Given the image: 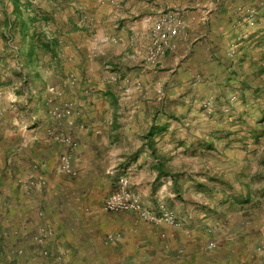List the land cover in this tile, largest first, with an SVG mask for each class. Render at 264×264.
<instances>
[{
  "label": "crops",
  "instance_id": "0c3cea01",
  "mask_svg": "<svg viewBox=\"0 0 264 264\" xmlns=\"http://www.w3.org/2000/svg\"><path fill=\"white\" fill-rule=\"evenodd\" d=\"M17 2L19 45L15 53L0 45V264H187L197 256L190 248L203 245L200 229L104 204L125 175L145 207L181 212L175 196L188 188L193 155L225 158L214 142L197 146L208 133L198 103L210 87L248 86L260 75L264 20L251 30L240 20L249 0H121L116 9L80 0L82 13L70 7L37 34L39 17ZM171 7L184 32L175 51L150 63L154 28ZM68 105L71 114L56 116ZM67 152L75 174L62 168ZM211 160L207 181L196 180L203 187L234 174ZM41 228L50 230L47 256L34 238Z\"/></svg>",
  "mask_w": 264,
  "mask_h": 264
},
{
  "label": "rangeland",
  "instance_id": "374dc122",
  "mask_svg": "<svg viewBox=\"0 0 264 264\" xmlns=\"http://www.w3.org/2000/svg\"><path fill=\"white\" fill-rule=\"evenodd\" d=\"M14 1L0 0V45L8 44L15 53L14 50L19 45L17 30L20 28ZM17 1H21L25 11L39 17L34 23L37 34L49 31L48 26L43 29L44 21L54 22V18L59 20L70 7L74 13L80 14L82 11L80 0ZM119 1L121 0H98L101 5H112L115 9ZM248 4L242 10L244 12L240 11L243 14L240 20L251 30L262 22L260 18L264 20V0H249ZM178 12L179 9L173 7L165 10L158 23L159 25L165 18L173 17L174 21L167 22L164 27L171 31V41L175 47L154 60L150 57L152 40L147 52L150 63L158 64L163 56L178 48L175 37L184 32V23ZM158 25L154 28L153 38L159 29ZM259 28L264 30V25ZM250 36L251 33L238 41L242 42L246 37L250 39ZM262 36L256 46L264 49V32ZM45 39L43 43L51 40ZM237 44V41L230 44L228 57L236 53ZM260 61L264 65V54ZM260 70V75L250 76L251 85L242 87L234 83L221 89L217 86L210 87V90L205 91L208 95L198 103L199 110L204 112L207 121L200 129L208 133L203 139L205 143L200 139L197 146L214 142L221 150H217L218 153L224 154L225 158L214 152L207 156L204 153L193 155L195 160L184 167L186 174L183 176L188 177V188L175 196L184 203L181 205V212L168 208L165 204L161 206L176 215L179 224L175 226H195L201 230L203 245L190 248H194L195 252L189 254L196 253L197 256L188 257L187 264H264V66ZM197 78L203 81L201 75ZM253 82H259V86H255ZM234 148H237L235 153L226 154V151ZM195 151L196 149L193 150ZM210 159L218 164L217 167L224 165L226 170L234 173L227 175L229 181L217 178L209 186L197 184L196 180L205 182L209 178L206 175L209 166L203 163L206 164ZM239 170L246 173L237 175L235 172ZM240 186L246 192L242 190L238 195Z\"/></svg>",
  "mask_w": 264,
  "mask_h": 264
},
{
  "label": "built area",
  "instance_id": "2783aa9c",
  "mask_svg": "<svg viewBox=\"0 0 264 264\" xmlns=\"http://www.w3.org/2000/svg\"><path fill=\"white\" fill-rule=\"evenodd\" d=\"M174 21L173 17L165 18L159 25L158 31L155 33L153 38L152 46L150 49V57L154 60L158 59L163 54L167 53L169 50H172L175 45L171 41V31L164 27L167 25V22ZM54 90V87H52ZM70 105L65 106L63 109H55V114L58 117H64L71 114ZM52 134L58 140L66 143L67 145L74 146L76 141L71 135L64 133H57L52 131ZM62 168L69 173L75 174V169L72 161V156L69 152L61 155ZM105 208L109 211H128V212H138L146 220L155 222V223H168L171 225H178V218L176 215L168 211L167 209H162L161 212H157L150 207H145L143 204L141 194L133 189L130 179L128 176H121L119 178L118 184L112 193L108 196L105 201ZM50 230L46 228H41L39 233L35 235L36 245L39 251L45 256L50 254V250L43 246L46 241L47 235Z\"/></svg>",
  "mask_w": 264,
  "mask_h": 264
},
{
  "label": "trees",
  "instance_id": "16d2710c",
  "mask_svg": "<svg viewBox=\"0 0 264 264\" xmlns=\"http://www.w3.org/2000/svg\"><path fill=\"white\" fill-rule=\"evenodd\" d=\"M17 0L14 1V11H16V14L18 13V5H17ZM213 144L211 142L208 143V147L212 148ZM202 186V185H201Z\"/></svg>",
  "mask_w": 264,
  "mask_h": 264
}]
</instances>
